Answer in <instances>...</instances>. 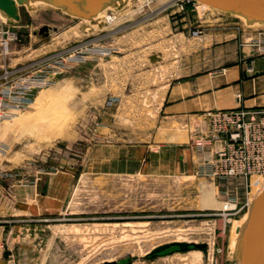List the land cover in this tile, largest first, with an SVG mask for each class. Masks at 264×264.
Returning <instances> with one entry per match:
<instances>
[{"label": "rangeland", "instance_id": "rangeland-1", "mask_svg": "<svg viewBox=\"0 0 264 264\" xmlns=\"http://www.w3.org/2000/svg\"><path fill=\"white\" fill-rule=\"evenodd\" d=\"M182 4L129 0L121 9L108 8L103 19L110 12L117 18L102 24L45 3L32 11L23 6L19 22L9 23L0 13L1 86L6 72L17 77L50 56L77 55L74 71L37 89L30 106L0 121V220L12 226L7 244L0 242L7 258L2 264H174L176 256L199 250L197 264H239L231 238L248 208L230 220L220 204L227 201L226 191L244 202L242 183L197 175L196 168L150 178L97 174L86 164L102 129L108 134L106 126L119 142H140L153 132L156 88L170 78L171 66L172 78L180 75L182 50L215 25L211 18L232 16L264 30L195 0ZM186 12L193 23L184 26ZM204 185L214 187L218 206L202 207ZM259 191L253 188L250 200ZM174 241L189 242V248L150 253Z\"/></svg>", "mask_w": 264, "mask_h": 264}, {"label": "crops", "instance_id": "crops-1", "mask_svg": "<svg viewBox=\"0 0 264 264\" xmlns=\"http://www.w3.org/2000/svg\"><path fill=\"white\" fill-rule=\"evenodd\" d=\"M188 13L182 18L184 26L188 25L187 20L193 23L187 18ZM194 17L197 23L204 22L203 18ZM210 20L215 25L182 50L176 70L180 75L172 78L171 66L170 78L156 88L160 89V96L153 132L140 142H119L110 138L109 126L107 135L102 129L100 141L88 150L86 163L89 165L90 161L97 174L150 178L188 174L199 165L200 153L193 142L209 127L205 112L264 108V30L247 26L232 16L217 15ZM116 67L120 72L123 65L118 63ZM116 97L119 102L124 100ZM105 114H111L109 108ZM2 183L0 176L3 189ZM6 203L1 202L5 209ZM11 231L12 226L0 220V242L4 239V245ZM6 262L7 258L0 253V263Z\"/></svg>", "mask_w": 264, "mask_h": 264}, {"label": "built area", "instance_id": "built-area-1", "mask_svg": "<svg viewBox=\"0 0 264 264\" xmlns=\"http://www.w3.org/2000/svg\"><path fill=\"white\" fill-rule=\"evenodd\" d=\"M184 6L191 0H182ZM109 17H115L110 12ZM201 32L196 30L195 35ZM76 54L50 56L44 64L28 74L13 77V71L4 74L0 85V121L11 118L18 110L30 106L34 92L57 82L58 75L74 71ZM209 127L194 140L198 153L197 175L220 180L237 181L244 189V202L238 194L226 191L227 201L222 211L233 219L248 208L254 182L264 178V108L236 107L205 112ZM245 194V195H244Z\"/></svg>", "mask_w": 264, "mask_h": 264}, {"label": "water", "instance_id": "water-1", "mask_svg": "<svg viewBox=\"0 0 264 264\" xmlns=\"http://www.w3.org/2000/svg\"><path fill=\"white\" fill-rule=\"evenodd\" d=\"M35 0H0V10L9 18V23L22 19L21 8ZM49 5L61 9L63 12L78 18L98 24L96 17L108 8L121 9L129 0H41ZM215 9L244 16L246 23H264V0H195ZM49 26H44L42 32H49ZM248 220L242 230L240 240L236 246L234 257L239 264H264V187L262 191L249 203ZM245 213V214H246ZM178 245L182 250L189 248V242L174 241L156 246L150 253L154 254ZM203 247V243H195ZM104 262L102 264H107Z\"/></svg>", "mask_w": 264, "mask_h": 264}, {"label": "bare ground", "instance_id": "bare-ground-1", "mask_svg": "<svg viewBox=\"0 0 264 264\" xmlns=\"http://www.w3.org/2000/svg\"><path fill=\"white\" fill-rule=\"evenodd\" d=\"M39 3H45L47 4L46 2L44 1H41V0H35V1H30L25 7L32 11L36 8V5H38ZM202 6H208L206 4H203L201 3ZM210 7V6H208ZM107 9L103 10L102 12H100L98 14V16L96 17V19L98 20V24H102L103 21L104 22H109L111 23L113 20H115L117 18L116 14H115V17H109L108 15H111V14H107L105 16V20L103 19V16H104V13L106 12ZM0 13L5 15L1 10H0ZM4 17L7 18V16L5 15ZM102 17V18H101ZM241 18L244 19V21L246 22V18L244 16H240ZM264 25V23H259V22H254L253 25ZM264 179V178H263ZM263 185H264V181L261 180H258V181H255L254 182V187L255 188L257 186L258 190H262L263 188ZM202 190H203V195H202V207L206 208V207H216L218 206L220 203H218V201L215 199L214 197V187L212 185H204L202 187ZM253 192V191H252ZM261 191L259 192H256V193H253L252 195V199L254 200V198L260 193ZM251 197V195H250ZM250 197H249V200H250ZM251 199V200H252ZM250 200V202H251ZM226 202H222L221 207L224 208ZM248 217H249V212L244 214L242 216V220H243V224L240 223V224H237L236 225V231L232 232V242H231V250L232 252L234 253L235 250H236V246L240 240V237H241V234H242V230L248 220ZM237 221V220H235ZM233 227L235 228V226L233 225ZM202 258H203V253L202 251H193L191 253H188V254H185V255H182V256H176L175 258H173V260H171V263H181V264H197L199 262L202 261Z\"/></svg>", "mask_w": 264, "mask_h": 264}]
</instances>
